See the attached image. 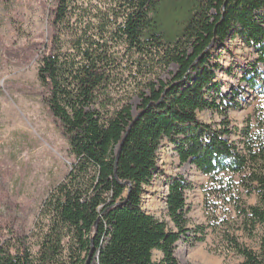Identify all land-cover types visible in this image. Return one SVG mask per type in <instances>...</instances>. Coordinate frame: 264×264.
<instances>
[{
    "label": "trees",
    "instance_id": "16d2710c",
    "mask_svg": "<svg viewBox=\"0 0 264 264\" xmlns=\"http://www.w3.org/2000/svg\"><path fill=\"white\" fill-rule=\"evenodd\" d=\"M52 1L38 79L73 160L35 228L0 244V264H87L92 250L88 264H189L178 242H203L208 231L238 264H264V99L235 128L240 104L223 92L212 51L240 39L264 66V0ZM245 79L257 86V75ZM206 110L220 122L201 120ZM164 142L208 178L207 223L194 230L187 173L168 180L173 226L142 206Z\"/></svg>",
    "mask_w": 264,
    "mask_h": 264
},
{
    "label": "rangeland",
    "instance_id": "374dc122",
    "mask_svg": "<svg viewBox=\"0 0 264 264\" xmlns=\"http://www.w3.org/2000/svg\"><path fill=\"white\" fill-rule=\"evenodd\" d=\"M52 3V0H0V244L9 238L11 230L30 233L35 228L49 194L69 173L73 160L68 139L46 106L38 79L40 50L52 34L49 21ZM212 51L224 66L219 72L223 92L229 93L230 98L236 97L240 104L230 110L233 126L240 129L248 116L255 115L264 99L263 62L259 53L240 39H230L227 47ZM253 74L257 75L256 87L245 79ZM133 102L137 104L138 99L135 97ZM199 117L208 123L220 122L219 115L209 110ZM159 164L160 170L145 186L144 210L173 226L167 216L168 180L183 172L193 184L187 192L188 228L194 230L196 225L206 224L204 190L208 178L189 164L181 166L173 145L168 142L160 150ZM248 201L255 203L256 197ZM238 234L244 243L258 248L257 239L242 231ZM218 246L219 239L208 231L203 242L179 241L176 255L189 264L242 261L238 254L219 252ZM161 257L162 253L155 250L154 258Z\"/></svg>",
    "mask_w": 264,
    "mask_h": 264
},
{
    "label": "water",
    "instance_id": "95a60500",
    "mask_svg": "<svg viewBox=\"0 0 264 264\" xmlns=\"http://www.w3.org/2000/svg\"><path fill=\"white\" fill-rule=\"evenodd\" d=\"M213 46H214V44L212 45V47H213ZM93 253H94V252H93V250H92V252H91V256L93 255ZM91 256H90V258H89V260H88V263L90 262ZM88 263H87V264H88Z\"/></svg>",
    "mask_w": 264,
    "mask_h": 264
}]
</instances>
